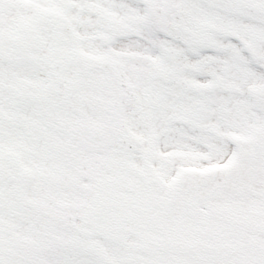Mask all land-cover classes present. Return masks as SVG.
Returning a JSON list of instances; mask_svg holds the SVG:
<instances>
[{
    "label": "snow or ice",
    "instance_id": "1",
    "mask_svg": "<svg viewBox=\"0 0 264 264\" xmlns=\"http://www.w3.org/2000/svg\"><path fill=\"white\" fill-rule=\"evenodd\" d=\"M0 264H264V0H0Z\"/></svg>",
    "mask_w": 264,
    "mask_h": 264
}]
</instances>
